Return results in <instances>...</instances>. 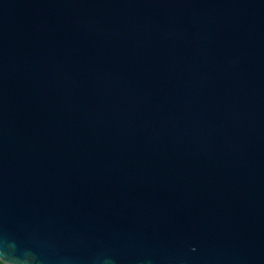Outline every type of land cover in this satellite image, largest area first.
Instances as JSON below:
<instances>
[{
	"label": "water",
	"instance_id": "95a60500",
	"mask_svg": "<svg viewBox=\"0 0 264 264\" xmlns=\"http://www.w3.org/2000/svg\"><path fill=\"white\" fill-rule=\"evenodd\" d=\"M0 261L264 264V0H0Z\"/></svg>",
	"mask_w": 264,
	"mask_h": 264
},
{
	"label": "trees",
	"instance_id": "16d2710c",
	"mask_svg": "<svg viewBox=\"0 0 264 264\" xmlns=\"http://www.w3.org/2000/svg\"><path fill=\"white\" fill-rule=\"evenodd\" d=\"M0 264H5V263H3L2 261H0Z\"/></svg>",
	"mask_w": 264,
	"mask_h": 264
}]
</instances>
